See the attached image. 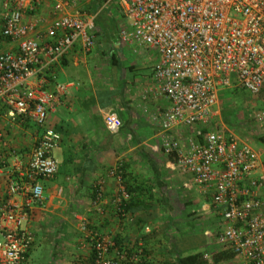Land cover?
Listing matches in <instances>:
<instances>
[{
  "label": "built area",
  "instance_id": "built-area-1",
  "mask_svg": "<svg viewBox=\"0 0 264 264\" xmlns=\"http://www.w3.org/2000/svg\"><path fill=\"white\" fill-rule=\"evenodd\" d=\"M75 0H53L52 18L44 33L37 22L23 20L42 0H2L0 36L14 45L0 50V110L11 120L30 119L40 130L27 170L28 182L11 180L0 205V264H25L33 233L22 226L27 214L14 196L43 199L42 179L57 171L52 150L61 133L47 124L48 113L59 103L47 91L54 66L75 46L88 52L94 46L96 13L82 17L71 11ZM122 14L118 34L123 43L154 49L153 92L164 97L159 112L160 144L175 168L190 173L201 189L210 191L214 214L220 216L213 239L220 250L233 253L240 264H264V157L249 141L214 123L218 115V87L231 78L253 95L264 96V0H105ZM114 133L122 120L114 111L104 118ZM255 132L264 136V108L252 115ZM252 124V125H253ZM177 125L196 126L178 138ZM121 179L120 165L110 170ZM95 204L102 185H95ZM129 192L121 187L114 199L123 212ZM85 227V222L81 224ZM113 242L91 239L93 264H116ZM122 257V255H120Z\"/></svg>",
  "mask_w": 264,
  "mask_h": 264
},
{
  "label": "crops",
  "instance_id": "crops-1",
  "mask_svg": "<svg viewBox=\"0 0 264 264\" xmlns=\"http://www.w3.org/2000/svg\"><path fill=\"white\" fill-rule=\"evenodd\" d=\"M52 2L42 0L35 11H26L24 22H37L43 34L52 18ZM71 9L82 17L96 13L94 47L99 45V50L84 52L75 46L54 66L46 85L55 94L65 86L47 117L61 140L52 150L57 171L41 180L43 199L14 196L27 214L22 226L34 238L25 264H93L95 235L113 242L110 255L117 252L116 264H217L212 256L221 250L210 245L220 216L214 214L210 191L195 184L190 173L176 169L161 149L158 115L167 103L153 92L155 50L145 45L144 60L129 56L141 44L121 41L122 14L114 2L75 0ZM13 48L0 36V50ZM217 95L220 115L228 105L222 101L223 88ZM259 102L258 109L264 108L263 95ZM109 111L122 120L114 133L104 126ZM195 127L177 125L170 132L181 139ZM39 133L30 119L11 120L5 108L0 110V205L11 180L29 181L27 166ZM258 137L251 145L264 157ZM118 164L120 180L110 173ZM99 183L103 193L95 204ZM121 187L130 198L119 213L114 199Z\"/></svg>",
  "mask_w": 264,
  "mask_h": 264
},
{
  "label": "rangeland",
  "instance_id": "rangeland-1",
  "mask_svg": "<svg viewBox=\"0 0 264 264\" xmlns=\"http://www.w3.org/2000/svg\"><path fill=\"white\" fill-rule=\"evenodd\" d=\"M1 1L2 0H0V12L2 11ZM97 46L98 47L93 46L94 47V49L92 50L93 52L99 50V45ZM103 52L104 51H99L98 54L100 57H103ZM129 56H131L133 60H144L148 56V50L146 49L145 45L141 44L137 52H135V54L129 53ZM219 88L220 89L223 88L225 95H222L223 96L222 101L224 104L227 103L226 105L228 106L224 108L225 113L216 115V117L214 118V123H217L218 125H220V127L229 129L239 137L251 143V141H254L253 139H256V137L259 136L255 132H252V130L255 129V126L252 121V115L259 108L260 105L259 99L262 100V95L251 94L246 89L240 87L234 78H231V82L228 86H224V87L220 86L218 87V89ZM256 147L258 146L255 145L254 149H256ZM219 219L220 217L216 216V221H219ZM213 243L214 245L212 244L210 245L211 249H214V247H218V244L216 242ZM223 260H224L223 262H219V263L214 262V263L240 264V262L233 256H224ZM219 261H222V259L220 258Z\"/></svg>",
  "mask_w": 264,
  "mask_h": 264
},
{
  "label": "trees",
  "instance_id": "trees-1",
  "mask_svg": "<svg viewBox=\"0 0 264 264\" xmlns=\"http://www.w3.org/2000/svg\"><path fill=\"white\" fill-rule=\"evenodd\" d=\"M98 21H99V20H98ZM101 28H105V27H104V24L101 25ZM220 111H221L222 114L225 113L224 108H222ZM258 138H259L258 141H260L261 143H264V137H263V136H260V137H258ZM224 256H233V253L230 252V251H227V250H221V252H217V253H215V254L212 256V260H213V262H217V261L220 260V258H222V257H224ZM198 262H200V259H198V260H197L196 262H194V263H198ZM191 263H192V262H191Z\"/></svg>",
  "mask_w": 264,
  "mask_h": 264
}]
</instances>
